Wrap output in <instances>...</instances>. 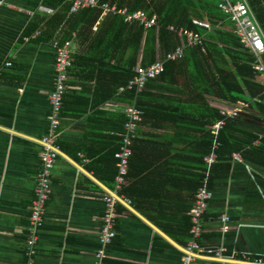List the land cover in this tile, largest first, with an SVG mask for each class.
<instances>
[{
	"label": "crops",
	"instance_id": "obj_1",
	"mask_svg": "<svg viewBox=\"0 0 264 264\" xmlns=\"http://www.w3.org/2000/svg\"><path fill=\"white\" fill-rule=\"evenodd\" d=\"M49 1L0 0V264L26 263L25 242L41 165L40 139L48 130L57 44L65 41L64 21L57 25L60 16L50 20L57 10ZM246 1L264 31V0ZM223 27L234 30L233 23ZM100 49L76 39L72 42L74 63L67 74L60 155L36 264L97 262L103 197L114 188L124 111L134 99L116 93L118 83L112 74L106 70L100 74L101 62L91 55ZM187 54L185 62L175 61L140 96L147 112L137 128L123 192L132 204L125 199L119 203L118 236L108 248L105 264L182 263L190 240L189 214L203 185L195 173L196 160L206 151L200 141L216 122L206 117L215 114L206 113V102L221 110L225 105L201 91L205 64L203 68L193 63L197 56L188 61ZM107 65L110 71L117 66L114 60L102 63ZM240 115L242 132L264 130V118L258 113ZM256 141L255 147L261 144ZM246 154L241 156L243 163L233 160L228 169L225 162L214 171V199L202 242L206 248L224 247L226 258L206 251L197 254L192 264H249L242 260L244 254L264 255V157ZM225 215L230 217L227 231L222 230Z\"/></svg>",
	"mask_w": 264,
	"mask_h": 264
},
{
	"label": "trees",
	"instance_id": "obj_2",
	"mask_svg": "<svg viewBox=\"0 0 264 264\" xmlns=\"http://www.w3.org/2000/svg\"><path fill=\"white\" fill-rule=\"evenodd\" d=\"M100 1L117 3L120 7H127L130 11L145 10L150 16L157 15L158 18V26L146 30L137 22L126 23L122 16L107 13L97 31L94 32L95 24L101 20L103 15L100 8H85L71 12V4L66 0L49 1L57 10L50 20L54 21L60 16L61 19L58 18L57 25L64 21L61 33L65 41L72 38L81 45L90 44L101 47L99 50L101 52L96 54L92 52V58L94 61L101 62L100 74L106 70L115 77L118 83L117 94L119 87L127 86L136 75L138 67L146 68L175 49L179 38L174 30L168 29V26L172 25L174 29L183 27L205 32V40L202 44L188 46L185 50V52L188 51V61L197 56L199 58H194L195 60L192 62L199 63L203 68L205 64V69L202 70L206 82L203 81V86H200L201 91L206 95H214L228 106L235 107L238 102L247 103L248 107L243 109V113H258L264 118V87L255 70L257 58L234 30H227L223 27L224 24L232 23V21L220 10L219 0ZM194 19H208L212 28L206 30L197 27L193 24ZM263 58L264 55L261 59ZM112 60L117 64L113 70L110 71V68H107L109 65L102 66V63H110ZM186 60L187 56L181 62ZM174 63L176 62L166 63L165 70L159 77L163 76L168 67ZM194 79L196 80L195 77ZM114 92L115 89H113ZM124 94L128 100L132 97L130 91ZM138 104L146 113L147 109L143 106L141 97ZM206 113H215L206 117L216 119V122L222 119L221 109L213 107L207 102ZM243 121L241 115L235 119H229L218 137L213 134L212 130H206V134L200 141L206 146V151L199 160H196L197 166H195V173L200 174L196 175L199 176L201 183L210 173V187L212 188L215 182V169L217 170L220 164L225 162L228 163L229 169L235 153H239L243 157L248 155L246 153L250 154L249 157H253L255 154L264 157V137L260 140L261 144L253 146L258 135H264V130L257 132L245 130L244 133L239 129V126L244 123ZM195 141H199V138H196ZM217 141L221 143V146L215 149ZM248 148L251 150L247 151ZM214 152L219 157L217 163L211 167L206 159ZM199 165L202 166L201 171Z\"/></svg>",
	"mask_w": 264,
	"mask_h": 264
},
{
	"label": "built area",
	"instance_id": "obj_3",
	"mask_svg": "<svg viewBox=\"0 0 264 264\" xmlns=\"http://www.w3.org/2000/svg\"><path fill=\"white\" fill-rule=\"evenodd\" d=\"M67 1L71 4V12H77L85 8H100L103 14L120 15L125 22H137L144 26L146 30L158 26L157 15L150 16L144 10L130 11L127 7H120L117 3L101 2L100 0ZM219 8L232 21L235 33L242 38L243 42L257 58L255 70L260 75L264 87V64L261 60V56L264 54V31L255 12L246 0L237 2L219 0ZM52 12V10H49V13ZM193 24L206 30L212 28L211 23L205 19H194ZM168 29L174 30L179 38V43L175 49L166 53L161 59H158L146 68L138 67L136 75L129 81L127 86L120 87L118 91L119 93L130 91L134 99L124 111L126 120L123 132L120 134L119 147L115 152L117 173L114 179V188L112 192L107 193L103 197L105 212L100 236V248L96 254V264H105V260L108 258V248L118 236V206L121 199H125L126 202L132 204V200L123 195V192L130 175L129 168L133 155V140L144 115L143 109L138 105L139 98L146 91L148 82L159 78L164 72L166 63L182 60L186 47L202 44L205 39V32L194 29L183 27L174 29L172 25L168 26ZM73 36L75 37V33ZM71 46L72 41L70 39L64 41L62 44H57L53 90L49 97L50 113L48 115V130L40 139L39 160L41 165L36 178L35 196L31 206L30 221L27 229L25 264H36L40 232L46 221L47 206L53 192V170L60 155L59 137L63 103L66 94L67 74L74 63ZM7 65L11 66V63ZM247 107L248 104L243 102H238V105L235 107L224 105L221 110L222 119L212 127L213 134L218 137L226 127L228 120L235 119ZM262 138L263 134H260L255 144H258ZM220 146L221 143L217 141L215 149H218ZM218 157L217 153L214 152L207 157L206 161L212 167L217 163ZM233 160L243 163L239 153L233 155ZM210 177L211 174L208 173L207 177L203 180V185L196 192L194 206L189 214L191 219L190 240L184 249L181 264H192L197 254L206 251L216 256V258H226L223 254L224 247L206 248L202 242L205 234V216L214 198L212 188L210 187ZM222 221L224 223L222 230L227 231V223L230 221V217L225 215L222 217ZM242 260L247 261L249 264H264V255L250 257L248 254H244ZM221 264L226 263L222 262ZM231 264H240V261H235Z\"/></svg>",
	"mask_w": 264,
	"mask_h": 264
},
{
	"label": "rangeland",
	"instance_id": "obj_4",
	"mask_svg": "<svg viewBox=\"0 0 264 264\" xmlns=\"http://www.w3.org/2000/svg\"><path fill=\"white\" fill-rule=\"evenodd\" d=\"M66 1H67V0H66ZM232 1H233V0H232ZM67 2H68V1H67ZM144 11H145V10H144ZM205 20L208 21V19H205ZM233 26H234V24H233ZM73 35H74V34H73ZM69 39L73 42V40H72L71 38H69ZM69 39H66V40H69ZM204 40H205V39H204ZM204 40H203V41H204ZM202 43H203V42H202ZM141 95H143V93H142ZM138 105H139V104H138ZM139 107H140V106H139ZM238 116H240V114H239ZM238 116H237V117H238ZM210 205H211V204H210ZM222 222H223V221H222ZM228 223H229V222H228ZM228 223H227V224H228Z\"/></svg>",
	"mask_w": 264,
	"mask_h": 264
}]
</instances>
